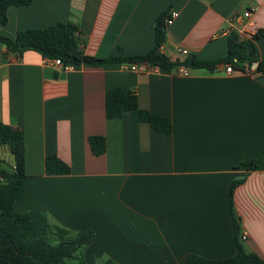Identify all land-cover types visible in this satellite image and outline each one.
Returning <instances> with one entry per match:
<instances>
[{
    "label": "crops",
    "instance_id": "crops-1",
    "mask_svg": "<svg viewBox=\"0 0 264 264\" xmlns=\"http://www.w3.org/2000/svg\"><path fill=\"white\" fill-rule=\"evenodd\" d=\"M258 4L251 32H264V0H34L10 7L0 34L79 27V46L95 58L136 57L155 45L154 24L168 10L179 16L167 28L164 54L173 61L228 55L229 20ZM188 50V56L179 54ZM264 62V37L257 43ZM34 51L21 57L0 43V122L23 130L24 198L17 212L37 211L76 234L94 232L86 264H182L191 255L225 260L246 253L264 260V72L160 68L145 73L127 64L76 66L59 71ZM126 89L139 108L171 120L165 135L139 121L137 111L107 119L105 95ZM103 136L95 156L89 137ZM56 156L71 174L48 176ZM257 160L249 170L246 163ZM14 166L7 147L0 164ZM234 192L233 214L228 189ZM235 221L240 233L236 235ZM247 239L243 240L242 236Z\"/></svg>",
    "mask_w": 264,
    "mask_h": 264
},
{
    "label": "trees",
    "instance_id": "trees-1",
    "mask_svg": "<svg viewBox=\"0 0 264 264\" xmlns=\"http://www.w3.org/2000/svg\"><path fill=\"white\" fill-rule=\"evenodd\" d=\"M34 0H0V27L8 23V9L25 7ZM171 10V9H170ZM168 10V12L170 11ZM165 12L154 24L155 45L145 55L136 57L95 58L86 55L79 46V27L74 23H57L45 29L18 32L14 38L0 34V43L11 53L21 57L27 51L39 53L46 59H60L65 64L87 67H104L115 63L144 62L156 68L175 71L180 67L187 69L217 70L221 65L237 67L241 62L258 64V71L264 72V62L259 60L258 41L264 37L263 31H257L250 40L241 42L236 34L228 37L229 52L222 59L201 61L194 55L183 60L173 61L160 51L166 41L167 26ZM129 111H137L140 122L147 123L161 134L170 135L173 131L171 120L152 115L141 110L137 96L126 89H113L105 95V115L107 119H118ZM88 145L95 156L106 152V139L103 136L89 137ZM0 147H7L14 157V166L10 169L0 168V264H86L84 249L95 237L89 230L73 234L71 231L53 225L48 218L37 211L17 212L13 206L25 195L24 180L26 154L23 130L0 122ZM258 161L246 163L249 170L256 169ZM45 171L48 176H66L71 168L56 156L47 157ZM244 180L231 183L228 189V204L233 214L234 192ZM236 235L240 233L235 221ZM234 257L225 260H206L191 254L182 264H264V260L255 253H246L238 243ZM107 264H116L108 262Z\"/></svg>",
    "mask_w": 264,
    "mask_h": 264
},
{
    "label": "built area",
    "instance_id": "built-area-1",
    "mask_svg": "<svg viewBox=\"0 0 264 264\" xmlns=\"http://www.w3.org/2000/svg\"><path fill=\"white\" fill-rule=\"evenodd\" d=\"M259 5L256 4L252 6L251 8L245 10L242 14L236 13L234 14L230 20H229V33L230 34H236L239 38V41L244 42L251 39L252 36L255 35L254 32H251L248 27L251 26V18L253 14L258 10ZM179 16V13L175 10H170L167 13V16L165 18V24L167 27H169L174 20H176ZM160 51L164 52V46L160 48ZM179 54L182 56H188L189 52L185 49H179ZM46 63L48 65L54 67L56 70L59 71H68L73 68L74 65L72 64H65L60 59H47ZM128 68L132 72L137 73H145L149 69H155L156 67L144 63V62H137V63H129L127 64ZM225 72L227 74H234L235 72H246L251 73V64H249L247 61L241 62L237 67H234L233 65H224ZM177 72L183 76H188V69L185 67H180L177 69ZM0 180L3 181L0 177ZM243 240L247 239L246 235L242 236Z\"/></svg>",
    "mask_w": 264,
    "mask_h": 264
},
{
    "label": "rangeland",
    "instance_id": "rangeland-1",
    "mask_svg": "<svg viewBox=\"0 0 264 264\" xmlns=\"http://www.w3.org/2000/svg\"><path fill=\"white\" fill-rule=\"evenodd\" d=\"M10 167H11V165L8 164L7 161H5V163L0 164V168H2V169H10Z\"/></svg>",
    "mask_w": 264,
    "mask_h": 264
}]
</instances>
